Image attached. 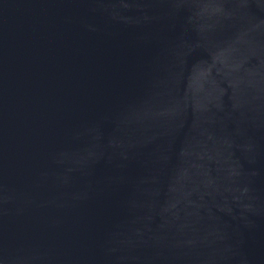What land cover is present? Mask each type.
<instances>
[{"label":"water","instance_id":"95a60500","mask_svg":"<svg viewBox=\"0 0 264 264\" xmlns=\"http://www.w3.org/2000/svg\"><path fill=\"white\" fill-rule=\"evenodd\" d=\"M0 264H264V0H0Z\"/></svg>","mask_w":264,"mask_h":264}]
</instances>
